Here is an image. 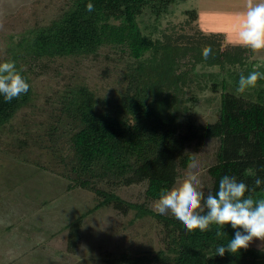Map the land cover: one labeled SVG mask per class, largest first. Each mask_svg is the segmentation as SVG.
Masks as SVG:
<instances>
[{
  "label": "rangeland",
  "instance_id": "rangeland-1",
  "mask_svg": "<svg viewBox=\"0 0 264 264\" xmlns=\"http://www.w3.org/2000/svg\"><path fill=\"white\" fill-rule=\"evenodd\" d=\"M71 1L0 0V63L9 58L15 41L58 19ZM245 5L246 0H176L158 23L147 13L141 22L154 37L201 30L222 33L230 43ZM193 9L197 16L186 24L190 17L186 11ZM249 56V73L264 74V51H250ZM21 63L29 74L31 99L0 126V264H115L123 254L166 249L170 238L162 222L151 216L136 217L135 210L124 213L113 204L84 218L76 247L69 240V224L98 204L105 193L155 211V200L147 199L145 191L160 146L153 130L159 127L147 122L135 125L119 136L112 152L85 172L75 162L72 145L80 123L73 113L79 91L87 89L97 101V110L121 113L127 106L124 97L133 94L132 77L138 75L141 63L130 56L126 44L113 40L91 53L26 56ZM189 68L186 62L181 70ZM244 69L237 67L235 73ZM186 79L180 86V125L190 114L199 123L218 120L223 79L230 91L247 97L254 98L259 87L257 83L240 93L230 74L204 64L190 70ZM214 82L219 84L218 91L212 89ZM120 98L122 106H111ZM219 147V139L191 146L195 160L180 169L177 181L196 174L205 193L211 191L209 169L218 161ZM249 247L264 250V241L254 239Z\"/></svg>",
  "mask_w": 264,
  "mask_h": 264
},
{
  "label": "trees",
  "instance_id": "trees-1",
  "mask_svg": "<svg viewBox=\"0 0 264 264\" xmlns=\"http://www.w3.org/2000/svg\"><path fill=\"white\" fill-rule=\"evenodd\" d=\"M173 2L176 0H72L58 19L15 41L9 58L3 61H14L30 88L11 102H5L0 95V126L8 123L31 99L29 74L22 59L91 53L105 41L113 40L126 44L130 56L141 64L138 75L132 77L135 78L133 94L124 97L127 106L121 113L97 110V101L87 89L79 91L73 113L80 123L72 145L80 171H87L112 152L119 136L147 122L160 129L153 130L160 146L148 177L147 199L156 200L160 189L170 188L177 182L180 169H187L195 160L189 148L201 146L208 139L220 140L218 161L209 169L213 180L211 192L218 190L224 175L235 176L250 188L254 187L257 176L264 178V79L258 80L254 98L230 91L227 80L223 79L218 120L199 123L190 114L184 125H180V86L186 82L188 72L199 64L218 67L231 75L236 88L240 75L249 73L251 50L226 43L222 33L205 34L198 30L192 35L163 33L161 37H154V32H146L148 26L142 25V16L149 14L156 24ZM89 3L94 5L92 12L86 10ZM186 14L190 15L186 24H191L197 11L187 10ZM205 47L212 49L206 60L202 56ZM186 62L191 69L182 71ZM240 66L246 68L244 72L235 73V68ZM218 86V82H214L212 89L218 91ZM119 103L122 106L121 98L114 100L111 106ZM250 194L261 198L264 185ZM111 204L124 213L135 210L136 217L151 216L162 222L170 238L166 249L140 255L123 254L115 264H264L263 249L248 247L235 254H216L217 246L226 245L234 237L231 225L223 229L211 225L208 231L190 233L176 218L160 215L145 204L125 201L115 193H105L98 204L69 224L71 247L78 244L84 218ZM218 230L226 235L217 237Z\"/></svg>",
  "mask_w": 264,
  "mask_h": 264
},
{
  "label": "clouds",
  "instance_id": "clouds-1",
  "mask_svg": "<svg viewBox=\"0 0 264 264\" xmlns=\"http://www.w3.org/2000/svg\"><path fill=\"white\" fill-rule=\"evenodd\" d=\"M86 10L94 11V5L87 4ZM230 43L253 52L264 51V0H246L245 11L240 14ZM211 54V47L202 50L205 60ZM261 79H264V74L258 71L246 76L241 74L237 91L243 93L248 88H254ZM29 88V83L17 70L14 61L0 63V95L5 102L26 94ZM262 185L264 178L259 176L254 179V187L250 188L235 176L224 175L215 193H205L198 175L189 174L170 188L160 189L153 206L160 215L171 213L190 233L195 230L208 231L211 225L219 229L231 225L235 230L234 237L226 245L217 246L216 254H235L241 249L246 250L254 239L264 241V198L256 199L250 194ZM216 234L217 237L226 235L220 230Z\"/></svg>",
  "mask_w": 264,
  "mask_h": 264
},
{
  "label": "crops",
  "instance_id": "crops-1",
  "mask_svg": "<svg viewBox=\"0 0 264 264\" xmlns=\"http://www.w3.org/2000/svg\"><path fill=\"white\" fill-rule=\"evenodd\" d=\"M226 43H227V41H226ZM228 44H230V43H228Z\"/></svg>",
  "mask_w": 264,
  "mask_h": 264
}]
</instances>
